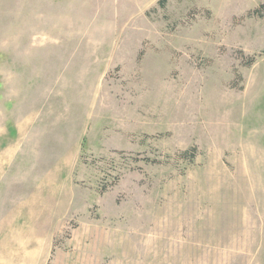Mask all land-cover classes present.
Wrapping results in <instances>:
<instances>
[{"label":"rangeland","instance_id":"rangeland-1","mask_svg":"<svg viewBox=\"0 0 264 264\" xmlns=\"http://www.w3.org/2000/svg\"><path fill=\"white\" fill-rule=\"evenodd\" d=\"M263 50L264 0H0V264H264Z\"/></svg>","mask_w":264,"mask_h":264},{"label":"trees","instance_id":"trees-1","mask_svg":"<svg viewBox=\"0 0 264 264\" xmlns=\"http://www.w3.org/2000/svg\"><path fill=\"white\" fill-rule=\"evenodd\" d=\"M261 54H264V50L261 52ZM254 59H252V61H253Z\"/></svg>","mask_w":264,"mask_h":264}]
</instances>
